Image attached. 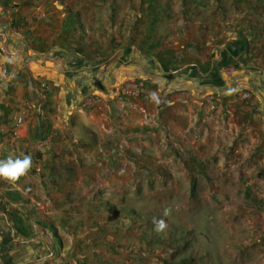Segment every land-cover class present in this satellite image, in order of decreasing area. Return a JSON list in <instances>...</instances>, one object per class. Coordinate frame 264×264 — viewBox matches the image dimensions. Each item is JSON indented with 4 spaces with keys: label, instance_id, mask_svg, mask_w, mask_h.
<instances>
[{
    "label": "crops",
    "instance_id": "crops-1",
    "mask_svg": "<svg viewBox=\"0 0 264 264\" xmlns=\"http://www.w3.org/2000/svg\"><path fill=\"white\" fill-rule=\"evenodd\" d=\"M233 14L213 0H0V127L23 118L0 133V159L33 158L0 182V264H90L101 250L75 245L103 233L87 228L103 223L88 191L125 148L159 158L236 144L261 164L264 39ZM130 81L146 97L122 96ZM90 96L100 103L84 108Z\"/></svg>",
    "mask_w": 264,
    "mask_h": 264
},
{
    "label": "rangeland",
    "instance_id": "rangeland-1",
    "mask_svg": "<svg viewBox=\"0 0 264 264\" xmlns=\"http://www.w3.org/2000/svg\"><path fill=\"white\" fill-rule=\"evenodd\" d=\"M213 1L233 7L236 26L247 17L256 21L251 37L262 42L264 0ZM238 37L244 40L245 34ZM164 152L159 158L136 157L125 148L108 158L103 182L88 191V210L100 214L103 223L91 217L87 228L101 229L100 224L103 233L75 243L101 250L90 254L89 263L264 264V158L259 165V150L220 144L217 151L195 149L186 156ZM159 219L167 224L163 231L155 229ZM52 230L58 234L53 225Z\"/></svg>",
    "mask_w": 264,
    "mask_h": 264
},
{
    "label": "built area",
    "instance_id": "built-area-1",
    "mask_svg": "<svg viewBox=\"0 0 264 264\" xmlns=\"http://www.w3.org/2000/svg\"><path fill=\"white\" fill-rule=\"evenodd\" d=\"M236 72L235 67H227L224 70V73L227 75H233ZM47 90V86H43ZM121 95L127 98L132 99H139L144 98L147 95V85L144 81H130L125 83L121 88ZM240 97L242 100L249 99V94L246 92H242L240 94ZM100 103L98 97L96 96H90L87 97L83 103L84 108H93L97 106ZM23 123L22 117H16L12 121H10L5 126L0 127V133H4L8 128H15L20 126ZM2 179H0V182ZM61 264H68L66 260H63Z\"/></svg>",
    "mask_w": 264,
    "mask_h": 264
},
{
    "label": "clouds",
    "instance_id": "clouds-1",
    "mask_svg": "<svg viewBox=\"0 0 264 264\" xmlns=\"http://www.w3.org/2000/svg\"><path fill=\"white\" fill-rule=\"evenodd\" d=\"M150 99L159 102L155 93H150ZM33 167V158L30 155H23L22 158L9 155L6 159H0V179L15 184L22 177L26 176ZM156 231H163L167 228L164 219L154 220Z\"/></svg>",
    "mask_w": 264,
    "mask_h": 264
}]
</instances>
